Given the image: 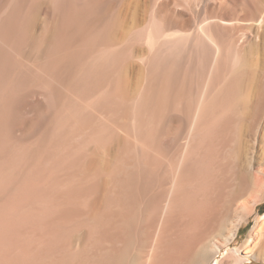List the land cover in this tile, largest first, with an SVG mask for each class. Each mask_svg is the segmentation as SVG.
<instances>
[{
  "label": "rangeland",
  "instance_id": "374dc122",
  "mask_svg": "<svg viewBox=\"0 0 264 264\" xmlns=\"http://www.w3.org/2000/svg\"><path fill=\"white\" fill-rule=\"evenodd\" d=\"M44 1L45 0H37L38 3L40 2L42 3ZM69 1H70V5H67L66 8L73 12L76 11V9L75 8L73 9L72 7L73 4L74 6H77L76 3H74L73 0H69ZM82 1L80 0V4L83 5L84 3L83 6H86L91 0H86L88 2L85 1L83 3ZM149 1L160 2V0H104V1L100 0L99 4L96 5L94 13L92 15H89V14L87 15L86 21L89 23V27L93 25L92 26L93 28L89 29L88 30L89 32L87 31V36L92 41H95V44L93 46L90 45L91 50L89 54L90 56L88 55V57H83L85 55V49H81L80 51L77 50L76 52H74V59L75 60L79 59L81 61V62L79 61L81 63L80 64L81 68L78 71L79 75H77L79 79L76 77L75 86H74L75 90H73L75 93L74 92L72 93V95L74 96L69 95L68 100H66L67 96L64 97L65 100H63L64 98H61L62 99V100L60 99L61 101L58 98H56L55 94L53 93L54 92L53 89L49 88L50 86L47 85V83L39 80L36 77V74H34L36 73V71H33L31 73L32 75L31 82L33 83L35 81L33 83L34 85L31 84V82H29L26 84V86H29V87H24L23 85V88H22L21 86H19L21 97H22V94H24V92L27 93L29 91L27 93L29 95L37 92L36 93L37 95L35 94V96L34 94L30 95L31 98L23 97L24 101L23 99L22 101H23L24 106H36L41 111L48 110V109H54V107L56 106L55 109H56V112L58 113L57 117L58 116L60 117H58V120L56 119L55 120L56 122L54 121V123L52 124L51 129L54 127L53 128L54 130L53 131L50 130V133L52 134V135L50 134L51 140L55 139V142L54 140L52 141L53 148H51V151H53L54 156L57 158H60L61 161L58 162V164L56 163L57 165L55 163H53L55 165L51 164L53 166L50 165L53 168L55 167V169L57 168L56 171L52 169L51 167L49 168L51 172L52 171L54 172V173L52 172V176L54 180L57 178L56 179L57 182L56 181L48 182L47 185L45 184L46 182H40L41 183L40 193L42 197H47L46 205L48 204L47 206H49L51 204L50 205L51 207L49 206V208H47L44 206L42 207L38 206L40 207L41 210L42 208L44 209L46 208L44 211L43 210L39 211L40 209L37 208L36 206L35 208L25 209V211L27 210L26 212H23V213L21 212L17 214L20 217H31L32 215L34 217L35 216L34 214H38L36 215L35 218H33V221L31 222V224H29L30 230L31 231L35 230L33 231L34 233L32 232L33 237L35 235L36 237L39 235V238L43 237L40 239L41 244L43 243L45 245H48V243L50 242L49 243V245L51 244L50 248H57L58 244L61 246V247H58L60 251L59 250L54 251L55 253L54 254L55 256L53 257L54 259L52 258L53 259V260L51 259L52 261L48 260L47 262L49 263L46 262L47 264H60V262L63 263L65 259L68 260V261L65 260L66 264L67 263L68 264H90L92 260L93 261L91 264H93L94 261H95V264H98L96 263L97 261L95 259L98 258L97 260L99 261L101 259L100 256H102L103 254L104 255L106 254V256L108 257L109 253H111L109 255L111 256L112 255L111 251H114L116 249L115 247H120V248L124 247L125 249V248H128V245L130 243L131 244L129 246L130 247L129 248V253H130L129 261H130V258H132L131 259V261L133 260L132 264H155V263H158L157 261L160 258V255L158 254L159 253L161 254V252L163 251L162 250L163 248H160V247H163V245L169 242L168 240H170V238L172 239L175 236L182 238L183 236L187 237L191 235L193 231L195 230V227L199 224L202 217H204L206 214H208L214 209H218V208L220 209L223 202L227 199L229 193L237 190L239 185H241L240 183L242 184L244 183L243 184L244 188L242 190L241 196L238 197V199L235 201V203L232 206L233 211L231 215H233L232 216L233 221L235 220L233 222L235 224L234 230H236L235 236H233L234 238H232L231 242L224 243V244H223V241L220 239V237H217V236L211 237L210 242L214 246L220 247V250H219V253L208 262V264H215V262L217 264H227L228 262L230 264H236V261H238L237 260L238 257H239L240 264H264V244H259L260 246L257 245L252 253L244 254L242 252V249H243L242 246H244L243 245L244 240H246V238L248 237L254 223H256V220L259 218V216L264 214V149H263L264 140L263 138L256 139L257 141L256 145L258 144V146L252 147L250 145V142H252L253 140L248 141L249 138L246 136L245 142L242 143L243 147L241 146V148H239L238 131H239L241 124L239 121L238 114L236 113L233 116L235 111L232 110V107H231L233 106V109L235 108L234 106H235L236 100H234V98L232 99L231 94L228 95V93H230L229 84L231 82V78H232L231 76H233V73L236 70L235 68L238 67V65L235 66V68L233 66V65H236V62L238 61L237 60L238 54L241 53L243 55L255 56V57H257L258 55V58L260 57L262 60L264 59V30H263L264 20L262 19V17H260L258 18V20L254 21L253 24L251 25V24H248L249 22L246 20L248 18L245 17V16L248 17V14H247L248 10L246 7L248 2L256 4V2L257 3L259 2V0H241L242 5L244 7L240 6V2H239L240 0L239 1L238 0H225V1L224 0L223 1L222 0H190V2L188 0H177V1L161 0L160 3L164 4L166 2L167 4V5L166 4L164 5L165 7L162 6V11L155 10V6H153V4L151 6ZM244 1L247 4L244 5L243 4ZM238 3H239V6H237ZM230 6L234 8L232 9V7L230 8ZM53 7H54V4L50 3V8L52 10H53ZM235 7L236 8L239 7L238 10ZM242 7L244 11L240 9ZM235 11L238 14H240L239 15L240 23H236L237 25L234 23L232 19L233 13ZM39 12H42V13L40 14L37 12L35 16L36 20L33 21V24L30 23L31 30L33 34L35 33L34 36L36 38V43L31 44L29 46H25L23 50V53L25 54V56L28 59L30 58L27 61L29 65L17 66V68L22 67L23 69H27L29 66L30 67L34 66L33 68H38L44 63L43 61H41L42 57L44 60V55L40 53L42 47L39 44V41L41 39L45 40L44 38L49 39L51 37L52 31L50 29H47L44 32V28L47 24L50 25V22L52 20L48 18V14L45 13L46 12L45 10L41 9L39 10ZM144 12H145V15H144ZM169 14L170 15L173 14V16L175 17V18L172 17L173 19L172 24H174L175 23L174 21H176L175 23L176 26L174 28H173L174 25L171 24L172 25L171 26L167 22L170 16ZM160 15H163V16L161 17ZM166 17H167V20H166ZM213 18L216 20H218L219 18V22L221 23L220 25H223V27L222 26L217 27L216 30H213V28H211V23L209 22L211 20L214 21ZM96 20L98 21V23H96ZM94 21L96 24H92V22L94 23ZM163 22L165 23L167 22V23L164 25ZM41 23L43 26L41 25ZM99 24L101 25V27L99 26ZM167 24L170 27H167L166 26ZM244 24H247V25H244ZM33 25L36 26V29L33 28ZM104 25L107 27V29ZM257 25H259L260 27ZM98 27H100V29H98L99 31H102L101 30L102 28L104 32L102 33L99 31H95ZM261 29L263 31H261ZM178 31H181V32H178ZM245 31L247 35L244 33ZM189 33H192V36L193 35L194 36L193 37L191 36L192 38L190 36L188 37ZM209 33L220 38L219 41L222 44V48H224L223 49L224 60L226 59L224 61L225 63L223 67L224 70L219 79L220 82L217 81L215 88L213 87L214 89L212 90L210 87H208L211 90V92L207 88V85H209L208 76H207L208 70H209L208 64L211 59L210 58L211 56L209 55L207 51H204V50H207V46H209L207 45L208 36H211L209 35ZM216 34H218L219 36H217ZM243 38H247V39H243ZM149 44H150V47L151 46L153 47V49L154 48L157 49L156 53L158 51L157 53L158 55L154 54L155 56L152 57L153 61L150 59L152 54H150L151 55L150 56L147 52L141 51L143 48L148 49ZM160 44L163 46H161ZM160 47H161V50H160ZM191 47L193 49H191ZM197 48H198V51H197ZM136 49H137V52H135ZM185 49L187 52L191 50V55L189 54L190 56L187 55L188 53H186V51H184ZM170 51L172 52V55ZM195 51L199 55H197ZM131 52H133L134 54ZM249 53L251 54L254 53V54L248 55ZM195 54L197 55V58ZM183 55L184 57H182ZM186 56L187 58H185ZM146 57H149V58H146ZM189 57L190 59H194L193 64L194 65L196 64L195 66L196 71L194 70V73L191 74L187 72L184 69V67H183L184 70H182V68L181 69L179 68V71L181 70L182 73L180 71V74H179V77L176 83H173L170 80L171 84L173 83L172 85L173 90L171 88H170L171 90L168 89V86L170 83L169 84L167 83V81H169L170 79L168 78L169 77L168 74L170 71L172 72L171 69H166L164 71H161L162 73L160 71H157L156 69L155 70L151 69V67H149L148 69V63L151 64V61L156 62V60H159L160 58H163V59L167 58L168 60L167 68H170V64H172L173 62L179 64V63H182L184 59L188 60ZM143 61L145 62V64L143 63ZM146 61H148V63H146ZM102 63L104 66H102ZM261 63L263 64V62ZM83 65H85L86 67ZM122 71H124V73H122ZM146 71H148V73H146ZM103 72L105 73V75ZM98 73H99L100 78H98ZM172 73L175 74V72H172ZM205 74L207 77L206 81H205V78H206ZM90 75L91 77L92 76L93 77L90 78ZM119 75L121 77L124 76L122 77L124 78V80L123 79L118 80ZM260 75H261L260 78L263 77L262 73ZM108 81L109 82L112 81V82L109 83ZM117 81L119 83L123 82L125 92H128V93H125L127 97L126 102H122L119 96H116L115 98L114 93L118 91L116 89ZM143 81L144 83H142ZM78 83L81 85H79ZM91 85L93 86L94 89L92 88ZM126 85H128V87ZM143 85H145V88ZM142 87L144 89H142ZM25 88H28V89H25ZM30 88L31 89L33 88L34 90L33 89L31 90ZM26 90L28 91L26 92ZM140 90H141L142 95L140 93ZM169 90H170V94H169ZM205 90L207 91L205 92ZM207 92L208 93L210 92V96L206 97L205 94ZM112 95L114 97V101H113L114 103L111 101V98H109V97H112ZM203 95H204L203 100H201L202 98L201 96ZM52 99L55 101V103L58 106L55 105V103H53L54 101ZM36 100L39 103L36 102ZM206 100L207 102H205ZM101 103L103 105H98ZM109 103L115 104L116 106L115 109L118 108V110H113L114 109L112 107L113 104L110 106ZM117 104L119 106L121 105L120 108L119 106H117ZM96 106L98 107L96 108ZM106 107L107 108L112 107V111L107 110ZM93 108H96V109H93ZM105 108H106V111H105ZM103 112L105 113L107 112V115ZM59 113H61V115H59ZM168 114L170 116H168ZM171 116H173L172 117L173 119H168V117L171 118ZM101 118L102 120H100ZM105 118L108 122L105 120ZM157 118H158V121L160 122L157 121ZM166 120L167 121L170 120V125L172 124L170 126L171 127L170 132L168 134L162 131L163 125L166 122ZM236 120H238L239 122ZM196 121L198 122L196 123ZM225 124H227L226 126H228L226 130L224 126ZM194 126L195 128L196 127L197 128L195 129ZM194 130L196 131V133ZM120 133L122 135H120ZM191 133L193 134L192 137H191ZM126 134L128 135V137ZM123 135H124V139H122ZM120 136H122V138ZM114 137L116 140L115 139L112 140V138ZM109 139L111 141H109ZM131 140L134 142H132ZM123 141H124V144H126V146L122 143ZM97 142L98 144H96ZM112 142L115 145H113ZM119 142L123 144L121 146H123V149L125 148V150H123L125 152L123 151L120 152V149H118L121 144V143L118 144ZM64 143L66 145H64ZM95 144L98 146L97 147L94 146ZM117 145L119 147H117ZM112 146L113 147L116 146L117 150H119L118 151L119 153L116 151V149H112L113 148ZM135 146L138 148H136ZM120 148L122 149V147ZM90 149H91V152H90ZM111 149L112 151L114 150L112 153L110 152ZM184 150L185 152L183 153ZM98 151H99V154H98ZM106 152H107V155L109 156L108 158H106L105 156ZM108 153H111V154H108ZM115 153H117V158H119L120 162L123 161L124 163L122 162L120 163L119 160L116 158V156L114 157V155H116ZM56 154L61 155V156H57ZM101 154H103V156ZM119 154H120V157H119ZM185 154L186 155L188 154V155L186 156ZM111 155L113 156V158ZM123 156H125V158H123ZM179 156H181L182 158ZM185 156H186V160L184 159ZM188 156L189 158L192 157L193 159L192 160L188 159ZM244 156L245 158L243 159ZM93 157H95V159ZM114 158H116L117 160ZM62 159H64L63 162H62ZM105 159L107 160V162L109 161L107 164L104 161ZM111 159L113 160V162L114 160H116V162L114 163L111 162V164H113L112 166H110ZM93 160L99 161L102 164L103 171L104 169H107V172L105 171V173L104 172L99 173L97 175H94V177L92 175L87 176V175L82 174L84 171L83 169L86 170V164H87L86 162L88 161L91 162ZM65 161L67 162L65 163ZM190 161H193V163L192 165H189L185 169L186 170L185 172L183 169L185 165ZM242 161H245V162H242ZM62 163L64 164L62 165ZM103 164H106L105 166L108 165L111 168L110 167L104 168ZM181 164L184 166H182ZM189 168L191 169L189 170ZM73 169L74 170L77 169V170L74 171ZM174 169L175 170L177 169L176 172L174 171ZM179 169L181 171L183 170L182 171L183 173ZM242 170H247L248 172H250V175L252 177H250L249 175L250 177L248 179L249 182L239 183L240 179L238 180V178H240V173L243 172ZM179 171L181 172V174L179 173ZM133 173L136 176H134ZM178 174H180L179 177H178ZM110 175L113 176L114 179L117 178L116 179L117 182L116 180L112 183L104 182L107 176L108 178L111 177ZM122 175H125L129 178L130 177L138 178L140 180V182H138L140 186L139 188H143L144 185L148 187L146 188L148 189L146 193L140 189H137L138 191L136 192V196L138 195L139 197L137 196V201H136L137 203H135L136 205L135 207H133L132 204L129 203V201L127 200V197H128L127 196V186H124V185H128V184L125 183V179H126L125 176H123V178L120 177ZM140 176L142 179L144 178L143 181H141ZM146 178L149 179L148 182H144V180L146 181ZM178 179L179 181L180 180H184V181L177 182ZM190 179H192V181ZM173 182L174 184L176 183V187L180 191L181 190L183 191V192L182 191L180 192L178 190L179 195L181 193L180 197L178 193H173L177 191L176 190L177 188L176 189L174 188ZM79 185H81L82 187ZM214 186L217 188H215ZM173 189L176 191H173ZM67 191L68 192L70 191V192L68 193ZM26 194L27 196H25L24 198V195ZM26 194L24 192L21 193L19 197L20 199L18 198V196H15V198L17 197L18 199H12L11 203L16 200L17 201L21 200V197H22L21 203L22 201L24 202L28 200L31 197V194H29V192L28 193L26 192ZM175 195L177 196L175 197ZM167 199L171 203H173L172 205L174 206L170 205V202L168 204ZM146 200H148V202H145ZM171 200L174 202H172ZM16 202L15 203L13 202L11 204L10 207L12 209H16L17 207L15 206H18L16 204H18L20 201H18V203ZM145 203L148 205H146ZM163 204L165 206H163ZM13 205L15 206L13 207ZM244 205H246L247 207L245 208ZM137 206H139L138 209H137ZM66 207L67 208L69 207L68 208L69 210H67ZM63 208H64V211L65 210L68 211L69 214H67V212L63 213ZM162 208H164V210ZM166 208L168 209V211L170 210L168 214L171 218L170 219L172 221L171 223L173 224L172 230L176 231V232L173 231L174 233H172V230L169 229L170 234L172 233L174 235L172 237L170 236L168 230L166 232L164 231L163 233V229H162V218H163L162 214ZM31 209L32 210L39 209V210L33 211V214L30 215L32 211L29 212L28 210H31ZM47 211H50V212H47ZM74 211L76 212L74 213ZM35 212H38V213H35ZM45 212L49 213V215L47 213L45 214ZM60 212L64 214V217H66L65 221H64L65 218L62 217L63 214H61ZM53 213L54 215H52ZM20 214H23L24 216ZM134 216H135V219H134ZM41 217H44V219L42 220ZM115 217L117 219L118 218L122 220L125 219V221L127 220L126 221L127 223H128V219L133 217V219L128 223L130 228H131V222H133V220L136 222V223L135 222L133 223L135 224V227H137L136 225L140 223L138 225L140 227V228L138 227L139 232H140L138 233V236H139L137 239L138 242L136 241V239H134L135 238L134 235L131 240L132 242L127 240L128 239L127 237H129L128 233H129L130 228L128 229L125 221H124L125 224L123 222L121 223L123 226V229H121L122 228L121 224L119 227L115 225V221H116ZM176 217H177V220H176ZM36 218L37 220L39 219V222L35 220ZM40 220L42 222H40ZM34 221L36 222L34 223ZM37 222L41 224V226H39ZM35 224H37L38 227ZM60 224L61 225L63 224V226H65L64 224H66L65 228L67 231H65V233L63 232V234L60 235L61 241H58L56 239V236L58 235V232L56 233V229H58L57 227H59ZM50 225L52 226V228H50L51 227ZM176 226L179 228L177 229ZM35 227L40 228V229L36 230ZM46 227H47V230H46ZM116 227L117 229H119L120 236L116 235V232H117ZM124 227H127V229L126 228L124 229ZM125 230L126 231L128 230V231L125 232ZM46 231L48 233L50 232L49 233L50 235ZM67 232H68V235L66 234ZM46 233L48 235H46ZM40 234H44V236ZM65 235L66 237L68 236L67 240H66ZM159 235H160L161 243L158 245H161V246L158 247V245H156V239ZM50 236L53 239H55L54 240L55 243L57 241L60 243H57V245L52 244L53 239ZM62 236L65 238H63ZM39 238H37L38 241H40ZM45 238L48 243L45 242L44 240ZM47 238H49L48 239L49 241L47 240ZM35 239H32V241L40 244V242H38ZM42 239L44 240L45 243L42 241ZM64 244L66 247L64 246ZM62 246H64L65 248ZM57 251L59 254L62 252L61 253L62 255L60 254L61 255L60 256L59 254H57ZM102 252L103 254H101ZM155 252H157L158 254ZM64 253L66 254L65 257L63 255ZM153 253H155L157 256L155 254L153 255ZM104 255H103L104 258H102L103 260L106 257ZM132 255L135 257H133ZM57 256H59L58 260L57 259L55 260ZM69 257H70V260H69ZM107 259L104 260L103 263L100 260L99 263L106 264ZM86 261H89L90 263L88 262L86 263Z\"/></svg>",
  "mask_w": 264,
  "mask_h": 264
},
{
  "label": "bare ground",
  "instance_id": "6f19581e",
  "mask_svg": "<svg viewBox=\"0 0 264 264\" xmlns=\"http://www.w3.org/2000/svg\"><path fill=\"white\" fill-rule=\"evenodd\" d=\"M74 3H76L77 6H74V4L72 5L73 9L75 8L76 11H70L66 8L67 5H70V1L69 0H45L44 2H40L38 3L37 0H0V264H47L49 262H47L48 260H51L55 255L54 251L59 250L58 247H61L58 244L57 248H50L51 244L49 245V243L46 241V238L44 239L45 242L48 243V245L45 244H41V238H39V235L36 237V235L33 237V231L30 230V226L29 224H31V222L33 221V218L36 217V215L38 214H34L35 216L33 217V211H37L40 209V207L44 206L49 208V206L46 205V198L47 197H42L41 195V187H40V182H46L45 184L47 185L48 182H57V178L54 180L53 176H52V172L50 171V167L55 165L56 163L58 164V162L61 161L60 158H57L54 156L53 151H51V148H53V140L55 142V139L51 140V136H50V130L53 131L54 127L51 129L52 124L54 123V121L57 119L58 120V116L57 117V112H56V106L54 107V109H48V110H43L41 111L38 107L36 106H24L23 101L24 98H31L30 95L35 96V94L37 93H33V94H27L29 91L26 90L27 93L24 92V94H22V97L20 95V91H19V86H21L23 88L24 87H29L26 86L27 83L32 81V75L31 73L33 71H36V77L47 83V85H49L48 87L53 89V93L55 94V97L58 98L59 100L61 98H64L67 96L68 100V96L72 95V93L74 92V86H75V81H76V77L78 78L77 75L78 71L81 68V61L79 59H74V52H76L77 50H81V49H85V55L83 57H88V55L90 54V50H91V46H93L95 44V41H92L91 39L88 38L87 36V31L91 28H93L91 25L89 27V23L86 21L87 15H92L95 11L96 5L99 4L100 0H91L89 1V3L86 6H83L86 0H81L83 5L80 4V0H73ZM104 1V0H103ZM169 1V0H166ZM172 1V0H171ZM170 1V2H171ZM177 1V0H175ZM190 2V0H188ZM187 1V2H188ZM223 1V0H222ZM221 1V2H222ZM225 1V0H224ZM239 1V0H238ZM88 2V1H86ZM161 2V0H160ZM160 2H155V1H149V3L153 4V6H155V10L157 11H162V6L165 7L164 5L166 4V2L164 4L160 3ZM240 2V6L242 5L241 0ZM245 2V1H244ZM243 4H247L246 2ZM248 2V1H247ZM50 3L54 4L53 10L50 8ZM137 3V2H136ZM148 3V2H146ZM169 3V2H167ZM179 3V2H178ZM224 3V2H223ZM222 3V4H223ZM227 3V2H226ZM86 4V3H85ZM106 4V3H105ZM167 5V4H166ZM221 5V4H219ZM230 5V4H229ZM105 6V5H104ZM239 6V3L238 5ZM69 7V6H68ZM146 7V6H145ZM144 7V8H145ZM224 7V6H223ZM232 6H230L231 8ZM244 7V6H243ZM240 8L242 11H244V9ZM247 14L248 17L245 16L246 19L249 23L248 24H253L254 21L258 20V18L262 17V19L264 20V0H259V2L256 4L255 3H249L247 4ZM70 8V7H69ZM134 8V7H133ZM167 8V7H166ZM234 7H232L233 9ZM236 8V7H235ZM239 8V7H238ZM238 8H236L238 10ZM45 10L48 14V18H50L52 21L50 22V25H46L44 28V32L47 29H50L52 31V35L49 39L44 38L45 40H40L39 44L41 45L42 49H41V54L44 55V60L43 57L41 58L44 63L39 66L38 68H33V67H28L27 69H23L22 67H18L17 66H22V65H29L27 63V61L30 59H28L25 54L23 53V50L25 48V46H29L31 44H35L36 43V38L31 30V24H33V21L36 20V13H42L39 12V10ZM106 9V7H105ZM239 9V10H240ZM144 10V9H143ZM186 10V9H184ZM231 10V9H230ZM164 11V9H163ZM229 11V9H228ZM232 11V10H231ZM234 11V10H233ZM101 12V11H100ZM170 12V11H169ZM241 12V11H240ZM99 13V12H98ZM108 13V12H107ZM143 13V12H142ZM228 13V12H227ZM233 13V12H232ZM106 14V13H105ZM150 14V13H149ZM155 14V13H154ZM153 14V15H154ZM159 14V13H158ZM163 14V13H162ZM243 14V13H242ZM246 14V13H245ZM99 15V14H97ZM145 15V12H144ZM170 15V14H169ZM239 15L236 11L233 13V21L234 23H240L239 22ZM244 15V14H243ZM96 16V15H95ZM161 17L163 15H160ZM165 16V15H164ZM171 16V17H170ZM169 16L170 21L166 20L168 22V24H172L173 22V18H175L172 15ZM232 16V15H231ZM159 17V16H157ZM244 17V16H243ZM38 18V16H37ZM98 18V16H97ZM102 18V17H101ZM100 18V19H101ZM125 18V17H124ZM165 18V17H164ZM182 18V17H181ZM190 18V17H189ZM225 18V17H224ZM214 19V18H213ZM242 19V18H241ZM141 20V18H140ZM143 20V19H142ZM163 20V19H162ZM186 20V19H184ZM262 20V21H263ZM112 21V20H111ZM164 21V20H163ZM221 21V20H220ZM128 22V21H127ZM143 22V21H142ZM154 22V21H153ZM166 22V23H167ZM176 23V21H174ZM180 22V21H178ZM211 23V28H213V30H216L217 27H223V25H220L221 23L219 22V18L218 20L214 19L209 21ZM31 23V24H30ZM36 23V22H34ZM96 23H98V21L96 20ZM95 21L94 23L92 22V24H96ZM164 25L166 24L165 22H163ZM174 24L173 28L176 26ZM245 23V22H244ZM257 23V22H255ZM108 24V23H107ZM168 24L166 25L167 27ZM242 24V23H241ZM260 24V23H259ZM42 25V23H41ZM142 25V24H140ZM171 25V26H172ZM233 25V24H232ZM237 25V24H236ZM235 25V26H236ZM247 25V24H244ZM249 25V26H251ZM264 25V24H263ZM37 26V24H36ZM36 26L33 25V28L36 29ZM43 26V25H42ZM99 26L101 27V25L99 24ZM105 26V25H104ZM138 26V25H137ZM242 26V25H241ZM259 26V25H257ZM100 27H98L95 31H99L98 29H100ZM106 27V26H105ZM140 27V26H139ZM260 27V26H259ZM41 28V27H39ZM103 28V26H102ZM101 28L102 31L99 32H104L103 29ZM124 28V27H123ZM122 28V29H123ZM181 28V27H180ZM183 28V27H182ZM43 29V28H42ZM107 29V27H106ZM222 29V28H221ZM40 30V29H39ZM167 30V29H166ZM185 30V29H184ZM183 30V31H184ZM219 30V29H218ZM259 30V29H258ZM264 30V29H263ZM261 29V31H263ZM50 31V32H51ZM92 31V30H91ZM94 31V33H95ZM107 31V30H106ZM164 31V30H163ZM168 31V30H167ZM175 31V30H174ZM192 31V30H191ZM211 31V30H210ZM253 31V30H252ZM36 32V31H35ZM89 32V31H88ZM181 32V31H178ZM218 32V31H217ZM258 32V31H257ZM163 33V32H162ZM183 33V32H182ZM194 33V32H193ZM246 34V31L244 32ZM50 34V33H49ZM181 34V33H180ZM262 34V33H260ZM93 35V33H92ZM183 35V34H182ZM208 36V44L209 46H207V51L209 53V55L211 56L208 67V84L207 88L210 87L211 90L215 88L217 81L220 82V76L224 70V54H223V49L222 48V44L219 41V37H216L212 34L209 33ZM217 36L219 35L216 34ZM247 35V34H246ZM245 35V36H246ZM95 36V34H94ZM102 36V35H101ZM117 36V35H116ZM179 36V35H178ZM192 36V33L188 34V37ZM194 36V35H193ZM192 36V37H193ZM250 36V34H249ZM261 36V35H260ZM90 37V36H89ZM120 37V36H119ZM173 37V36H172ZM191 37V38H192ZM244 37V35H243ZM248 37V36H247ZM94 38V37H93ZM184 38V37H183ZM182 38V39H183ZM153 39V38H152ZM172 39V38H171ZM185 39V38H184ZM194 39V38H193ZM222 39V38H221ZM243 39H247V38H243ZM38 40V39H37ZM155 40V39H154ZM190 40V38H189ZM195 40V39H194ZM104 41V40H103ZM150 41V40H148ZM192 41V40H191ZM224 41V40H223ZM175 42V41H174ZM183 42V40H182ZM211 42V43H210ZM228 42V41H227ZM231 42V41H230ZM235 42V41H234ZM244 42V41H243ZM226 43V42H225ZM175 44V43H174ZM192 44V43H190ZM91 45V46H90ZM161 45V44H160ZM189 45V44H188ZM163 46V45H161ZM174 46V45H173ZM250 46V45H249ZM143 47V46H142ZM194 47V46H193ZM203 47V46H202ZM229 47V46H228ZM139 48V47H138ZM164 48V47H163ZM178 48V47H177ZM133 49V48H132ZM166 49V48H165ZM191 49H193L191 47ZM206 49V48H205ZM95 50V49H94ZM156 48L153 49V47H150V44L148 46V49L143 48L141 51H145L147 52L149 55L152 54L151 56V60L153 61V56H155L154 54L156 53ZM161 50V47H160ZM171 50V49H170ZM29 51V50H28ZM109 51V50H108ZM118 51V50H117ZM163 51V50H162ZM186 51V49L184 50ZM190 51V53H189ZM188 52L186 51V53H188L187 55H191V50H189ZM193 51V50H192ZM198 51V48H197ZM26 52V51H25ZM120 52V51H119ZM137 52V49L136 51ZM167 52V51H166ZM171 52V51H170ZM202 52V50H201ZM133 53V52H131ZM169 53V51H168ZM185 53V54H186ZM196 53V51H195ZM134 54V53H133ZM140 54V53H139ZM144 54V53H143ZM142 54V55H143ZM183 54V53H182ZM184 54V55H185ZM197 55H199L198 53H196ZM195 54V55H196ZM240 54V55H239ZM238 54V58H237V63L236 65H233L234 68L235 66L238 65V67H236L233 76H231V82L229 84V91L230 93H228V95L231 94L232 99L234 98L235 101V108L232 110L235 111V113L233 114V116L237 113L239 116V121H240V128L238 131V137H239V148H241L242 143L245 142V138L246 136L249 138V140H253L252 142H250V145L252 147H257L258 144L256 145V139L259 138H263L264 140V59L262 60L260 57L258 58L255 56H247V55H243L241 53ZM245 54V53H244ZM251 53H249L248 55H250ZM254 54V53H253ZM251 54V55H253ZM137 55V54H136ZM141 55V54H140ZM139 55V56H140ZM158 55V54H157ZM172 55V52H171ZM184 55L182 57H184ZM189 55V56H190ZM196 55V58H197ZM35 56V55H34ZM90 56V55H89ZM180 56V55H179ZM30 57V56H29ZM143 57V56H141ZM145 57V56H144ZM172 57V56H171ZM181 57V56H180ZM39 58V57H38ZM149 58V57H146ZM187 58V56L185 57ZM199 58V57H198ZM228 58V57H227ZM110 59V58H109ZM115 59V58H114ZM140 59V58H138ZM206 59V58H205ZM144 60V59H143ZM173 60V59H172ZM180 60V59H179ZM185 60V61H184ZM182 63H172L170 64V68H167L168 66V60L160 58L159 60H156V62H152L151 64L148 63V61H146V63H148V69L149 67H151V69H156L157 71H164L166 69H171L172 72H175V74H173L170 70L169 72V81H167V83L169 84L168 89H172V85L173 83H176V81L178 80L180 71L179 68L182 70H186L187 72L193 74L194 70H195V66L194 65V59H184ZM80 61V62H79ZM83 61V60H82ZM87 61V60H86ZM175 61V60H174ZM34 62V61H33ZM137 62V61H136ZM150 62V60H149ZM172 62V61H171ZM181 62V61H179ZM206 62V61H205ZM228 62V61H226ZM263 62V64L261 63ZM85 63V62H84ZM141 63V62H140ZM143 63L145 64V62L143 61ZM184 63V65H183ZM235 63V62H234ZM41 64V63H40ZM126 64V62H125ZM227 64V63H226ZM240 64V66H239ZM32 65V64H30ZM87 65V64H86ZM111 65V64H110ZM141 65V64H140ZM229 65V64H228ZM85 66V65H83ZM102 66L103 63H102ZM142 66V65H141ZM86 67V66H85ZM95 67V66H93ZM127 67V66H126ZM146 67V66H145ZM184 67V69H183ZM84 68V67H83ZM233 68V67H232ZM105 69V68H104ZM143 69V68H141ZM198 69V67H197ZM85 70V69H84ZM101 71V69H100ZM103 71V70H102ZM107 71V69H106ZM144 71V70H143ZM142 71V72H143ZM168 71V70H167ZM196 71V70H195ZM81 72V71H80ZM98 72V70H97ZM105 72V71H104ZM103 72V73H104ZM137 72V71H136ZM122 73H124V71H122ZM146 73H148V71H146ZM145 73V74H146ZM162 73V72H161ZM166 73V71H165ZM171 73V75H170ZM182 73V71H181ZM262 73L263 77L260 78V74ZM82 74V73H81ZM80 74V75H81ZM142 74V73H141ZM159 74V72H158ZM166 74V75H167ZM184 74V72H183ZM186 74V72H185ZM190 74V76H191ZM95 75V74H94ZM105 75V73H104ZM144 75V74H143ZM156 75V74H155ZM102 76V75H100ZM145 76V75H144ZM165 76V75H164ZM185 76V75H184ZM194 76V75H192ZM198 76V75H197ZM93 77V76H92ZM90 75V78H92ZM124 77V76H122ZM120 75L118 77V80H124V78H122ZM206 77V74H205ZM98 78L99 77V73H98ZM103 78V77H101ZM126 78V77H125ZM79 79V78H78ZM81 79V78H80ZM107 79V78H106ZM117 79V78H115ZM140 79V78H139ZM144 79V78H143ZM164 79V78H163ZM194 79V78H193ZM207 77L205 78L206 81ZM230 79V78H229ZM89 80V79H88ZM94 80V79H93ZM110 80V79H109ZM126 80V79H125ZM145 80V79H144ZM170 80L173 82L171 84ZM192 80V79H191ZM79 81V80H77ZM91 81V80H90ZM98 81V80H97ZM146 81V80H145ZM197 81V80H196ZM227 81V80H226ZM35 82V81H34ZM33 82V83H34ZM96 82V81H95ZM109 82V81H108ZM112 82V81H111ZM109 82V83H111ZM138 82V81H137ZM218 82V83H219ZM229 82V81H228ZM31 82V84H33ZM41 83V82H40ZM105 83V82H104ZM130 83V82H129ZM136 83V82H134ZM144 83V81L142 82ZM39 84V83H38ZM79 84V83H78ZM127 84V83H126ZM140 84V83H139ZM154 84V83H153ZM167 84V85H168ZM34 85V84H33ZM81 85V84H79ZM136 85V84H135ZM41 86V85H40ZM43 86V85H42ZM92 86V85H91ZM128 87V85H126ZM145 88V85H143ZM223 86V85H222ZM34 87V86H33ZM86 87V86H85ZM117 92L114 93L115 94V98L116 96H119L122 102H126L127 97L125 93V89L123 86V82L119 83L117 81ZM214 87V88H213ZM45 88V86H44ZM93 88V86H92ZM109 88V87H108ZM141 88V87H140ZM142 87V89H144ZM185 88V86H184ZM206 88V89H207ZM218 88V87H217ZM28 89V88H25ZM31 89V88H30ZM33 89V88H32ZM31 89V90H32ZM79 89V88H77ZM94 89V88H93ZM167 89V90H168ZM170 89V90H171ZM175 89V88H174ZM209 89V88H208ZM207 89V90H208ZM34 90V89H33ZM98 90V89H97ZM127 90V89H126ZM135 90V89H134ZM170 90H169V94H170ZM173 90V89H172ZM205 90V92L207 91ZM210 90V89H209ZM210 90V92H211ZM22 91V90H21ZM145 91V90H144ZM81 92V91H80ZM175 92V91H174ZM210 92L208 93H204L205 96H210ZM51 93V92H50ZM75 93V92H74ZM89 93V92H88ZM102 93V92H101ZM138 93V92H137ZM141 93V90H140ZM112 94V93H111ZM162 94V93H161ZM167 94V93H166ZM25 95V96H23ZM37 95V94H36ZM51 95V94H50ZM109 95V94H108ZM129 95V94H128ZM132 95V94H131ZM142 95V93H141ZM74 96V95H72ZM134 96V95H133ZM168 96V95H167ZM180 96V95H179ZM33 97V96H32ZM80 97V96H79ZM113 97V95H112ZM109 97L111 98V101H114V97ZM172 97V96H171ZM170 97V98H171ZM201 100H203V96H201ZM35 98V97H34ZM77 98V97H76ZM174 98V97H173ZM23 99V101H22ZM37 99V98H36ZM50 99V98H49ZM55 99V98H54ZM119 99V98H117ZM130 99V98H129ZM136 99V98H135ZM35 100V99H34ZM40 100V99H39ZM53 100V99H52ZM62 100V99H61ZM60 100V101H61ZM65 100V98L63 99ZM32 101V100H31ZM54 101V100H53ZM59 101V102H60ZM80 101V100H79ZM120 101V102H121ZM129 101V100H128ZM227 101V100H226ZM27 102V101H26ZM36 102H38L36 100ZM58 102V103H59ZM64 102V101H63ZM83 102V101H82ZM207 102V100L205 101ZM28 103V102H27ZM35 103V102H34ZM39 103V102H38ZM55 103V101L53 102ZM68 103V102H66ZM114 103V102H113ZM113 103H109L110 106ZM188 103V102H187ZM186 103V104H187ZM108 104V103H107ZM119 104V103H118ZM117 104V106H119ZM41 105V104H40ZM55 105H57L55 103ZM65 105V104H64ZM71 105V104H70ZM98 105H103L98 104ZM159 105V104H158ZM157 105V106H158ZM207 105V104H206ZM47 106V105H45ZM58 106V105H57ZM109 106V105H107ZM121 106V105H120ZM119 106V108H120ZM162 106V105H161ZM62 107V106H61ZM64 107V106H63ZM98 106H96L97 108ZM112 107L114 108L113 110H118L115 109L116 106L115 104L112 105ZM112 107H106L107 110H111L112 111ZM151 107V106H150ZM197 107V106H196ZM230 107V106H229ZM60 108V107H59ZM93 108V109H96ZM105 108V111H106ZM111 108V109H110ZM44 109V108H43ZM91 109V108H90ZM92 109V110H93ZM99 109V108H98ZM156 110V109H155ZM204 110V109H203ZM231 110V109H230ZM229 110V111H230ZM95 111V110H94ZM98 111V110H97ZM143 111V110H142ZM141 111V112H142ZM201 111V110H200ZM60 112V110H59ZM92 112V111H91ZM108 112V111H107ZM107 112H103L107 115ZM110 112V111H109ZM199 112V111H198ZM95 113V112H93ZM114 113V112H113ZM195 113V112H194ZM104 114V115H105ZM59 115H61V113H59ZM92 115V114H91ZM115 115V114H114ZM200 115V114H199ZM159 116V115H158ZM168 116H170L168 114ZM237 116V117H238ZM57 117V118H56ZM103 117V116H102ZM105 117V116H104ZM173 116H171V118L168 117V119H173ZM201 117V116H199ZM198 117V119H199ZM236 117V116H235ZM234 117V118H235ZM70 118V117H69ZM116 118V117H115ZM166 118V117H165ZM229 118V117H228ZM108 119V118H107ZM110 119V118H109ZM139 119V118H138ZM102 120V118L100 119ZM106 120V118H105ZM145 120V119H144ZM152 120V119H151ZM191 120V119H190ZM107 121V120H106ZM158 121V118H157ZM165 121V120H164ZM238 121V120H236ZM238 121V122H239ZM56 122V121H55ZM108 122V121H107ZM160 122V121H158ZM177 122V121H176ZM198 121H196L197 123ZM187 123V122H186ZM190 123V121H189ZM194 123V122H193ZM195 123V124H196ZM69 124V123H68ZM91 124V123H90ZM109 124V123H108ZM111 124V123H110ZM118 124V123H117ZM123 124V123H122ZM175 124V123H174ZM182 124V123H181ZM194 124V125H195ZM229 124V123H228ZM80 125V124H79ZM88 125V124H87ZM113 125V124H112ZM172 125V124H171ZM170 120H166V122L163 125V129L162 131L166 134H168L170 132ZM189 125V124H188ZM192 125V124H191ZM227 124H225V130L228 126H226ZM85 126V125H84ZM100 126V125H99ZM134 126V125H133ZM86 127V126H85ZM118 127V126H117ZM126 127V126H125ZM174 127V126H173ZM172 127V128H173ZM183 127V126H182ZM235 127V126H234ZM233 127V128H234ZM66 128V127H65ZM123 128V127H122ZM177 128V127H176ZM195 128V126H194ZM197 128V127H196ZM195 128V129H196ZM224 128V127H223ZM59 129V128H58ZM116 129V128H115ZM242 129V130H241ZM110 130V129H109ZM129 130V129H128ZM159 130V129H158ZM181 130V129H180ZM112 131V130H111ZM175 131V130H174ZM195 131V130H194ZM193 131V132H194ZM234 131V129H233ZM143 132V131H141ZM192 132V133H193ZM224 132V131H223ZM229 132V131H228ZM136 133V132H135ZM180 133V132H179ZM191 133V137L192 134ZM196 133V131H195ZM173 134V133H172ZM228 134V133H227ZM52 135V134H51ZM120 135H122L120 133ZM127 135V134H126ZM130 135V134H129ZM171 135V134H170ZM190 135V134H189ZM224 135V134H223ZM114 136V134H113ZM136 136V135H135ZM228 136V135H227ZM116 137V136H115ZM112 138L113 139H115ZM122 138V136H120ZM128 137V135H127ZM169 137V136H168ZM166 137V138H168ZM57 138V137H56ZM190 138V137H189ZM219 138V137H218ZM226 138V137H225ZM228 138V137H227ZM236 138V137H235ZM124 139V135L123 138ZM131 139V138H130ZM187 139V138H186ZM198 139V137H197ZM214 139V138H213ZM223 139V138H222ZM234 139V138H233ZM100 140V139H99ZM116 140V139H115ZM114 140V141H115ZM121 140V139H120ZM217 140V139H216ZM228 140V139H227ZM62 141V140H61ZM109 141H111L109 139ZM119 141V140H118ZM127 141V140H126ZM132 141V140H131ZM185 141V140H184ZM189 141V140H188ZM191 141V139H190ZM189 141V142H190ZM214 141V140H213ZM225 141V140H224ZM229 141V140H228ZM238 141V140H237ZM236 141V142H237ZM134 142V141H132ZM140 142V141H139ZM166 142V141H165ZM188 142V144H189ZM115 143V142H114ZM121 142H119L118 144H120ZM124 144V141L122 142ZM120 144V147H122V149L117 145V147H119L118 149H120V152L125 150V148L123 149V144ZM138 143V142H137ZM167 143V142H166ZM218 143V142H217ZM221 143V142H220ZM252 143V144H251ZM57 144V142H56ZM98 144V142L96 143ZM94 145V146H98V145ZM113 144V142H112ZM136 144V143H135ZM193 144V143H192ZM211 144V143H210ZM223 144V143H222ZM237 144V143H236ZM249 144V143H248ZM64 145H66L64 143ZM93 145V144H92ZM101 145V144H100ZM115 145V144H113ZM126 146V144H124ZM144 145V144H142ZM195 145V144H194ZM58 146V145H57ZM110 146V145H109ZM130 146V145H129ZM185 146V145H184ZM190 146V145H189ZM193 146V145H192ZM216 146V145H215ZM226 146V145H225ZM230 146V145H229ZM233 146V145H232ZM246 146V145H245ZM65 147V146H64ZM92 147V146H90ZM95 147V148H96ZM107 147V146H106ZM113 147V146H112ZM111 147V148H112ZM136 147V146H135ZM145 147V146H144ZM171 147V146H170ZM186 147V146H185ZM243 147V146H242ZM138 148V147H136ZM140 148V147H139ZM175 148V147H174ZM200 148V147H199ZM57 149V148H56ZM92 149V148H91ZM90 149V152H91ZM99 149V147H98ZM101 149V148H100ZM108 149V148H106ZM112 149H116V151L118 152L119 150H117L116 146H114ZM111 149V153L114 151H112ZM128 149V148H127ZM264 149V148H263ZM53 150V149H52ZM97 150V149H96ZM95 150V151H96ZM182 150V149H181ZM186 150V149H185ZM185 150L183 151V153L185 152ZM200 150V149H199ZM100 151V150H99ZM98 151V154H99ZM102 151V150H101ZM108 151V150H107ZM128 151V150H127ZM190 151V150H189ZM188 151V152H189ZM243 151V150H242ZM76 152V151H75ZM94 152V150H93ZM92 152V153H93ZM125 152V151H123ZM122 152V153H123ZM251 152V151H250ZM89 153V152H88ZM97 153V152H95ZM105 153V152H104ZM108 153V154H111ZM119 153V152H118ZM155 153V152H154ZM182 153V152H181ZM187 153V151H186ZM204 153V152H203ZM242 153V152H241ZM97 154V155H98ZM116 155H114V157L116 156L117 158V153H115ZM57 156H61L56 154ZM83 155V154H82ZM103 156V154H101ZM105 155V154H104ZM127 155V154H126ZM186 155V154H185ZM188 155V154H187ZM186 155V156H187ZM216 155V154H215ZM218 155V154H217ZM256 155V154H255ZM106 158H108L109 156L107 155L106 152ZM112 156V155H111ZM182 156V155H181ZM179 156V157H181ZM186 156H185V160H186ZM228 156V155H227ZM239 156V155H238ZM242 156V155H241ZM64 157V156H62ZM120 157V154H119ZM130 157V156H129ZM183 157V156H182ZM181 157V158H182ZM92 158V156H91ZM95 159V157H93ZM113 158V156H112ZM114 158V159H116ZM123 158H125V156H123ZM122 158V159H123ZM216 158V157H215ZM240 158V157H239ZM242 158V157H241ZM245 158V156L243 157V159ZM119 160V158H117ZM116 159V160H117ZM146 159V157H145ZM183 159V161H184ZM188 159L192 160L193 158L188 156ZM228 159V158H227ZM242 159V160H243ZM64 159H62L63 162ZM89 160V159H88ZM100 160V159H99ZM112 160V159H111ZM110 160V164L111 162H113V160ZM116 160H114V162H116ZM87 161V160H86ZM90 161V160H89ZM86 162V170L83 169V173L84 175H92L94 177V175H97L99 173H102L105 171L107 172V169H104L103 171V167L102 164L99 161L93 160L91 162ZM106 162V164L109 162H107V160H104ZM137 161V160H136ZM141 161V160H140ZM182 161V163H183ZM67 161H65L66 163ZM81 162V161H80ZM104 162V163H105ZM113 162V163H114ZM120 162V160H119ZM122 163H124L123 161H121ZM120 162V163H121ZM145 162V161H144ZM181 162V161H180ZM217 162V161H216ZM245 162V161H242ZM47 163V164H46ZM55 163V164H53ZM95 165H94V164ZM126 163V162H125ZM169 163V162H168ZM185 163V162H184ZM187 163V162H186ZM193 161L188 162L184 169L182 167V169L186 172V168L189 165H192ZM241 163V162H240ZM251 163V162H250ZM46 164V165H45ZM53 164V165H51ZM56 164V165H57ZM64 163H62L63 165ZM83 164V163H82ZM106 167H110L113 164H111L110 166H105ZM130 164V163H129ZM137 164V163H136ZM179 164V163H178ZM177 164V165H178ZM242 164V163H241ZM244 164V163H243ZM51 165V166H50ZM122 165V164H121ZM126 165V164H125ZM135 165V164H134ZM180 165V164H179ZM182 165V164H181ZM229 165V164H228ZM240 165V164H239ZM45 166V167H44ZM72 166V165H71ZM124 166V165H123ZM184 166V165H182ZM250 166V165H249ZM57 167V166H56ZM76 167V166H75ZM102 167V168H101ZM128 167V166H127ZM212 167V166H211ZM227 167V165H226ZM247 167V166H246ZM52 169H55V167H51ZM111 168V167H110ZM109 168V170H110ZM239 168V167H238ZM51 169V170H52ZM65 169V168H64ZM114 169V168H113ZM120 169V168H119ZM181 169V168H180ZM179 169V170H180ZM191 168H189L190 170ZM247 169V168H246ZM74 170V169H73ZM77 170V169H75ZM74 170V171H75ZM136 170V169H135ZM177 170V169H176ZM176 170L174 169V171L176 172ZM182 170V171H183ZM253 170V168H252ZM72 171V172H74ZM120 171V170H119ZM181 171V170H180ZM179 171V173L181 174V172ZM241 171V170H239ZM243 172H238L240 173V178H238L239 183L240 182H249L248 179L250 177H252L250 175V172H248L247 170H242ZM250 171V170H249ZM67 172V171H66ZM65 172V173H66ZM110 172V171H109ZM117 172V171H116ZM125 172V171H124ZM54 173V172H53ZM57 173V172H55ZM70 173V172H69ZM130 173V172H129ZM183 173V172H182ZM227 173V172H226ZM225 173V174H226ZM68 174V173H67ZM115 174V173H114ZM121 174V173H120ZM134 174V173H133ZM178 174V177L179 175ZM231 174V173H229ZM252 174V172H251ZM257 174V173H256ZM116 175V174H115ZM143 175V174H142ZM175 175V173H174ZM173 175V176H174ZM238 175V174H237ZM250 175V177H249ZM86 176V177H87ZM109 176V175H108ZM105 178L104 182H114L116 179L113 178V176L108 178ZM122 175L120 176L121 178H123ZM134 176H136L134 174ZM149 176V175H148ZM172 176V177H173ZM257 176V175H256ZM57 177V175H56ZM119 177V176H118ZM125 183H127L128 185H124L127 186V200L129 201V203L132 204L133 207H135V203H137V196H136V192L138 191L137 189L142 190L143 192L146 193V191H148V187H146L144 185L143 188H139V183L140 180L138 178H129L127 176H125ZM139 177V176H137ZM175 177V176H174ZM238 177V176H237ZM55 178V177H54ZM88 178V177H87ZM141 178V176H140ZM181 178V177H180ZM232 178V177H231ZM144 179V178H143ZM143 179L141 178V181H143ZM174 179V178H173ZM256 179V177H255ZM54 180V181H53ZM68 180V179H67ZM85 180V179H84ZM124 180V179H123ZM172 180V179H171ZM192 181V179H190ZM258 180V178H257ZM65 181V180H64ZM149 179L146 178V181L144 180V182H148ZM181 182L184 180H180ZM179 179L177 182H180ZM189 181V180H188ZM229 181V180H228ZM60 182V181H59ZM98 182V181H97ZM117 182V180H116ZM226 182V181H225ZM253 182V181H252ZM110 183V184H111ZM255 183V182H254ZM257 183V181H256ZM184 184V183H183ZM219 184V183H218ZM241 185H239L238 189L229 193L227 199L223 202L221 208L219 209H214L211 212H209L208 214H206L204 217H202V219L200 220L199 224L195 227V230L193 231V233L189 236H183L182 238L175 236L174 238H170V240H168L169 242H167L165 245H163V248L161 254L157 253L158 255H160L159 260L157 261L158 263L155 264H208V262L214 258L220 250V247L218 246H214L210 240L212 236H217L220 237V239L223 241L224 243H229L231 242L232 238H234L233 236H235V224L233 223V219L231 213L233 211V204L235 203V201L238 199L239 196H241L242 190H243V184L240 183ZM83 185V184H82ZM174 188L176 189V183L174 184ZM81 186V185H79ZM149 186V185H148ZM179 186V185H177ZM182 186V185H181ZM184 186V185H183ZM234 186V185H233ZM82 187V186H81ZM118 187V186H117ZM172 187V186H171ZM215 187V186H214ZM86 188V186H85ZM217 188V187H215ZM121 189V188H120ZM171 189V188H170ZM73 190V189H72ZM177 190V191H176ZM176 190L173 189V193H178L180 190L177 188ZM179 190V191H178ZM58 191V190H57ZM182 191V190H181ZM180 191V192H181ZM25 193L26 192L29 194H31V197L26 200V201H22V197L21 200L18 203V201H13L14 203H18L15 206L13 205V207H17L16 209H12L10 206L12 199H18L21 195V193ZM68 192V191H67ZM70 192V191H69ZM68 192V193H69ZM171 192V191H170ZM183 192V191H182ZM212 192V191H211ZM215 192V191H214ZM66 193V192H65ZM81 193V192H80ZM28 194V195H29ZM60 194V193H59ZM72 194V193H71ZM85 194V193H83ZM172 194V193H171ZM186 194V193H184ZM210 194V193H209ZM208 194V196H209ZM213 194V193H212ZM62 195V194H61ZM174 195V194H173ZM179 195V193H178ZM181 195V193H180ZM179 195V197H180ZM15 196H18V198ZM23 196V195H22ZM26 195H24L25 198ZM30 196V195H29ZM114 196V194H113ZM169 196V194H168ZM177 195H175L176 197ZM70 197V196H69ZM117 197V196H116ZM139 197V196H138ZM171 197V195H170ZM169 197V198H170ZM81 198V197H80ZM150 198V197H149ZM178 198V197H177ZM214 198V197H213ZM20 199V198H19ZM54 199V198H52ZM151 199V198H150ZM172 199V198H171ZM208 199V198H207ZM168 200V199H167ZM174 200V198H173ZM179 200V199H178ZM217 200V199H216ZM48 201V200H47ZM58 201V200H57ZM127 201V202H128ZM151 201V200H149ZM166 201V200H165ZM172 201V200H171ZM145 202H148V200H146ZM169 204V200L167 201ZM174 202V201H172ZM180 202V201H179ZM182 202V201H181ZM185 202V201H184ZM45 203V205H44ZM48 203V202H47ZM176 203V202H175ZM215 203V202H214ZM146 204V203H145ZM166 204V202H165ZM173 203L170 202V205H172ZM121 205V204H119ZM148 205V204H146ZM217 205V204H216ZM37 206V208L39 209H34V210H28L29 212L32 211V213H30V215H32L31 217H20L18 216L17 213H23L26 212L25 209H29V208H35ZM40 206V207H38ZM66 206V205H65ZM144 206V205H143ZM163 206H165L163 204ZM174 206V205H172ZM245 208L247 207L246 205H244ZM51 207V206H50ZM139 206H137L138 209ZM167 207V206H166ZM67 208V207H66ZM69 208V207H68ZM67 208V210H69ZM73 208V207H72ZM131 208V207H130ZM23 209V211H22ZM46 209V208H45ZM44 208H42V210H45ZM134 209V208H133ZM164 210V208H162ZM170 209V208H169ZM41 209L39 211H42ZM49 210V209H48ZM93 210V209H92ZM51 211V210H50ZM47 211V212H50ZM170 211V210H169ZM169 211L166 208L165 211L163 212V218H162V229H163V233L164 231L166 232L167 230L169 231L170 234V230H172L173 228V224L171 223L172 221L170 220V216H169ZM181 211V210H180ZM45 212V214L47 213ZM62 212V211H61ZM60 212V213H61ZM68 211H64L63 208V213H65ZM76 211H74L75 213ZM118 212V211H117ZM133 212V211H132ZM131 212V213H132ZM38 213V212H35ZM43 213V212H42ZM61 213V214H63ZM130 213V212H129ZM25 214V213H24ZM29 214V213H28ZM27 214V215H28ZM41 214V213H40ZM49 215V213H47ZM60 214V216H61ZM22 216H24L23 214H20ZM25 215V216H27ZM54 215V213L52 214ZM97 215V214H96ZM186 215V214H185ZM44 216V215H43ZM58 216V215H56ZM66 216V215H65ZM69 216V215H67ZM38 217V216H37ZM40 217V216H39ZM46 217V216H45ZM64 217V214L63 216ZM84 217V216H83ZM94 217V216H93ZM129 217V216H128ZM137 217V216H136ZM175 217V216H174ZM42 220L44 219V217H41ZM65 218V219H64ZM64 221L66 220V217H64ZM70 218V217H69ZM116 218V217H115ZM138 218V217H137ZM100 219V218H99ZM133 219L129 218L128 219V223ZM135 219V216H134ZM179 219V218H178ZM37 220V218L35 219ZM57 220V219H56ZM60 220V219H59ZM114 220V219H113ZM120 218H116L115 221V225H117L118 227L120 226V224L124 221ZM138 220V219H137ZM177 220V217H176ZM39 222V219L37 220ZM120 221V222H118ZM127 221V220H126ZM125 221V223L127 224L128 229L130 228L129 224ZM181 221V220H180ZM36 221H34L35 223ZM37 222V223H38ZM40 222H42L40 220ZM135 221L133 220V222H131V228L129 230V237H127L130 242H132V237L134 235V239H138V233L139 229H138V225L137 224L135 227V224H133ZM138 222V221H137ZM63 223V221H62ZM124 223V224H125ZM136 223V222H135ZM33 224V223H32ZM56 224V223H55ZM59 224V223H57ZM68 224V223H67ZM37 225V224H35ZM39 226H41V224L38 223ZM37 225V227H38ZM61 225V224H60ZM59 227H57L58 229H56V233L58 232V235L56 236V239L58 241H61V237L60 235L63 234V232L65 233L66 230V224H64L65 226H63V224ZM113 225V224H112ZM51 226V225H50ZM56 226V225H54ZM122 226V224H121ZM126 226V225H125ZM48 227V226H47ZM46 227V230H47ZM127 227H124V229ZM177 227V226H176ZM32 228V227H31ZM36 228V227H35ZM33 228V229H35ZM49 228V227H48ZM52 228V226L50 227ZM140 228V227H139ZM179 227H177L178 229ZM40 229V228H36ZM117 229V227H116ZM123 229V226L122 228ZM170 229V230H169ZM51 230V229H50ZM181 230V229H180ZM185 230V229H183ZM40 231V230H39ZM103 231V230H102ZM128 231V230H127ZM125 230V232H127ZM176 232L175 230H172V233ZM33 232V233H32ZM47 232V231H46ZM134 232V234H133ZM40 233V232H39ZM48 233V232H47ZM46 233V235H48ZM52 233V232H51ZM104 233V232H103ZM111 233V232H109ZM171 233V234H172ZM181 233V232H180ZM38 234V233H37ZM68 235V232L66 233ZM115 234V233H114ZM112 234V235H114ZM127 234V235H128ZM167 234V233H166ZM165 234V235H166ZM170 236H174L173 234ZM177 234V233H176ZM175 234V235H176ZM42 236H44V234H40ZM50 235V234H49ZM55 235V234H54ZM111 235V236H112ZM116 235H119V229H117ZM140 235V234H139ZM52 236V235H51ZM50 236V237H51ZM64 236V235H63ZM62 236V237H63ZM106 236V235H105ZM116 236V237H117ZM120 236V235H119ZM168 236V235H167ZM179 236V234H178ZM49 237V238H50ZM66 237V235H65ZM63 237V238H65ZM102 237V236H101ZM216 237V238H217ZM36 238V239H35ZM37 238H39L40 241L37 240ZM47 238V240L49 239ZM52 238V237H51ZM104 238V237H103ZM109 238V237H108ZM165 238V237H164ZM32 239L37 240L39 243H35L32 241ZM53 239V238H52ZM68 239V236L66 237V240ZM111 239V238H110ZM120 239V238H118ZM142 239V237H141ZM175 239V240H174ZM34 240V241H35ZM44 240L42 239V241L44 242ZM55 239H53L52 241L54 242ZM56 240V241H57ZM65 240V239H64ZM79 240V239H78ZM49 241V240H48ZM51 241V239H50ZM52 242V244L57 245V243L60 242ZM98 241V240H96ZM122 241V240H121ZM44 242V243H45ZM63 242V241H62ZM61 242V243H62ZM129 242V243H130ZM138 242V241H137ZM66 243V242H65ZM161 243V239H160V235L157 237L156 239V245ZM131 244V243H130ZM128 248H120V247H115L116 249L112 252V255L109 256L111 253H109L108 257L106 256V254L104 255L103 252L101 254H103L105 257L104 260L107 259L106 264H132L133 260L131 261L132 258H130L129 261V257H130V253H129V246ZM259 244H264V214L260 215L259 218L256 220V223H254L248 237L246 238V240H244V246H242V252L244 254H248V253H252L253 250L256 248L257 245ZM77 245V244H76ZM65 246V244H64ZM62 246V247H64ZM80 246V245H79ZM114 246V244H113ZM124 246V245H123ZM161 245H158V247ZM260 246V245H259ZM54 247V246H52ZM66 247V246H65ZM64 247V248H65ZM134 247V246H133ZM63 248V249H64ZM113 248V247H112ZM55 249V250H54ZM62 249V248H60ZM241 249V248H239ZM78 250V249H77ZM142 250V249H141ZM60 251V250H59ZM64 251V250H63ZM76 251V250H75ZM136 251V250H135ZM65 252V251H64ZM238 252V251H237ZM241 252V251H240ZM62 253V252H61ZM60 253V254H61ZM105 253V252H104ZM107 253V254H108ZM132 253V252H131ZM153 253V255L155 254ZM236 253V252H235ZM57 254L58 251H57ZM59 254V255H60ZM135 254V253H133ZM62 255V254H61ZM60 255V256H61ZM64 257L66 256V254H63ZM73 255V254H72ZM102 256L101 257V262L103 263L104 260L102 258H104ZM156 255V254H155ZM98 256V255H97ZM133 256V255H132ZM157 256V255H156ZM58 257L55 258V260H58ZM63 257V256H62ZM63 257V258H64ZM68 257V256H67ZM66 257V258H67ZM96 257V256H95ZM99 257V258H100ZM135 257V256H133ZM159 257V256H158ZM62 258V259H63ZM154 258V257H153ZM54 259V258H53ZM52 259V260H53ZM87 259V258H86ZM94 259V258H93ZM98 259V258H97ZM97 259H95L98 264L100 260L98 261ZM51 260V261H52ZM61 260V259H60ZM59 260V262H60ZM66 261H68L67 259H65ZM64 260L63 263L66 264V261ZM70 260V257H69ZM88 260V259H87ZM215 260V259H214ZM213 260V261H214ZM238 261H236V264H240L239 262V257L237 259ZM243 260V259H242ZM241 260V261H242ZM93 261V260H92ZM91 261V263H92ZM234 261V260H233ZM47 262V263H46ZM90 263L89 261H86V263ZM228 262V261H227ZM62 262H60V264H63ZM90 263V264H91ZM135 263V262H134ZM68 264V263H67ZM95 264V261L94 263ZM105 264V263H104ZM215 264H217L215 262ZM227 264H230L229 262Z\"/></svg>",
  "mask_w": 264,
  "mask_h": 264
}]
</instances>
